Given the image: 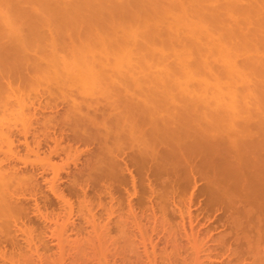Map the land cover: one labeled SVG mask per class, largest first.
Masks as SVG:
<instances>
[{"label": "rangeland", "instance_id": "rangeland-1", "mask_svg": "<svg viewBox=\"0 0 264 264\" xmlns=\"http://www.w3.org/2000/svg\"><path fill=\"white\" fill-rule=\"evenodd\" d=\"M87 1L0 0V165L15 181L11 199L19 208L10 223L0 218V264H264V76L256 73L264 67L251 64L250 75L246 64L243 79L223 72L216 49L208 58L209 47L233 50L247 43L244 35H256L264 1L235 0L263 10L245 23L240 7L229 11L234 0ZM178 19L171 40L169 24ZM238 27L243 38L233 30L229 40L227 30ZM191 35L202 39L201 54ZM235 54L242 67L254 51ZM215 77L235 90L237 110L215 97L209 105L199 100L201 108L192 104ZM229 92H220L226 102L235 94ZM125 99L149 109L138 104L131 113ZM120 113L144 121L134 135L150 126L166 129L170 140L153 139L148 151L130 128L121 140ZM185 139L192 143L183 146ZM167 148L173 152L162 154ZM255 187L263 190L257 198Z\"/></svg>", "mask_w": 264, "mask_h": 264}, {"label": "bare ground", "instance_id": "bare-ground-1", "mask_svg": "<svg viewBox=\"0 0 264 264\" xmlns=\"http://www.w3.org/2000/svg\"><path fill=\"white\" fill-rule=\"evenodd\" d=\"M93 1H94V0H93ZM93 1L89 0V1H87V2H88L87 4H89V3L91 4V2H93ZM103 1H104V0H103ZM238 1H239V0H238ZM263 1H264V0H263ZM47 2H48V1H47ZM232 2H233V1H232ZM260 2H261V1H260ZM100 3H102V2L100 1ZM233 3H234V4H233ZM233 3L230 4V5H232V6H230L231 9H230V10L228 9V10H229V11H232V12L235 11L237 8H238V10H239V7H240L241 5L238 7V2H235V0H234ZM262 3H264V2H261V4H262ZM90 4H89V5H90ZM92 4H93V3H92ZM251 4H252V3H251ZM252 5H253V4H252ZM254 5H255V6H250V5H249V7H248V5H246V6L248 7V9H245V8H246L245 5H244L243 7H240V9H241L240 12L242 11V14L244 15V13H243V11H244V12H245V16H243V17H245V20L247 19L246 21L243 20L241 23H243V22H244V23H245V22H248V18H249V21H250V20H251L250 18H253V17H254V15H255V14H254L255 8H259L260 6H262V9H263V7H264V4L259 5V7H258L256 4H254ZM233 6H236L237 8H236V7L234 8ZM256 6H257V7H256ZM249 8H250V9H249ZM251 8H253V9H251ZM232 9H233V10H232ZM234 9H235V10H234ZM259 9H260V10H259ZM259 9H258V10H259L260 13L263 12V10H262L261 8H259ZM245 10H246V11H245ZM249 10H250L251 12H252V10H253V12L250 13ZM261 10H262V11H261ZM247 11H248V13H247ZM247 14H248V15H247ZM249 14H251V15L253 14V16L251 17ZM256 14L259 15V13H256ZM261 14H263V15H259V17H258V16H256V17H258V20H257V21H260L259 24H260L261 27H260L259 24H258V27H257V28H258V29H259V28L261 29V30L259 29V31H261L262 35L260 36L261 33H260L259 31H257V32H256V35H255V30H254L253 33H252L253 35H252V34H251L252 36H251V35H250V36L247 35L248 37L244 35V32L242 33V34L244 35V38H243V37H242V38H243L244 40L247 39L246 42L249 43L250 45L247 44V43H246L247 45L244 44L245 41L241 40L240 43H239L241 46L239 47V45L237 44L238 46H237L236 48H234V49H236V50H234V49H233V50H230V49H228L227 47L225 48L223 45H221L220 47L215 46L216 48H214V47H213V48L209 47V54H210V55H208V58H209V56H213V55H214V53H213L214 50H213V49H216V50L218 51L217 53H219V55L221 56L220 58L223 60V62H226V64L224 63V65H225V66L223 67L224 69L222 68V69H223V72L226 70V72L231 73V74H232V73H237V74H240L241 76L243 75V76L241 77V78H243V77H245L244 74H247V71H248L249 73H250V71H251V73H252V70H251V69H253V67L258 66V64H259L261 67H264L263 64H262V62H263V60H262V58H263V57H262V54H261V56L259 57V54H260L259 51H261V49H262V48H260V47H263V46H264V41L262 42L263 39H262V40L260 39V38H264V36H263V35H264V32H263V31H264V29H263V28H264V13H261ZM246 16H247L248 18H247ZM260 16H261V17H260ZM203 17H204V16H203ZM214 17H215V16H214ZM259 18H260V20H259ZM243 19H244V18H243ZM177 21H178V22H177ZM177 21L175 20V22L173 21V23L171 22V23L169 24L170 29L168 28L169 31L167 30V31H168V32H167L168 35H169L170 32L172 33V31H178V29L181 28V27H179V26H181L183 22L179 21V19H178ZM257 23H258V22H257ZM179 24H180V25H179ZM177 25H178V26H177ZM200 26H201V25H200ZM200 26H199V27H200ZM184 27H185V26H184ZM239 27H241V26H239ZM239 27H238V28H239ZM196 28H197V27H196ZM238 28H236V29H231V30H230V29L227 30L228 34H227V32H226V36L229 37V40H230V38H233L234 35L237 36V35H236L237 33H238L239 37L241 36V32H242V31H240V28H239V29H238ZM241 28H242V27H241ZM184 29H185V28H184ZM195 30H196V29H193V30H192V32L194 31V35H195V33H196ZM201 30H202V29H201ZM233 30H235V31L237 30V33H236L235 31H233ZM241 30H242V29H241ZM181 31H182V30H181ZM196 31H197V32L200 31L199 28H198V30H196ZM238 31L240 32V34H239ZM171 33H170V35H169V36H170L169 39L172 38L171 35L175 38V37H176L175 34H171ZM200 33H202V32H200ZM178 34H179V33H178ZM180 34H181V33H180ZM192 34H193V33H192ZM254 35H255V36H254ZM257 35H259L260 38H258ZM177 36H178V35H177ZM191 36H193V35H191ZM198 36H199V34H198ZM198 36H197V38H198ZM253 36H254V37H253ZM256 36H257V38H255ZM201 37H202V36H201ZM246 37H247V38H246ZM195 38H196V36H195V37L193 36V39H192V41H190V43L192 42V43H194L195 46H198V43H199V41H200V43H199L200 45L196 48V47H194V45L191 46V45H192V43H191V45L189 44V45H190V46H189V49H190V48H193V49L196 48L195 50L198 51V48H199L198 53H200V49H201V51L203 50V52H204L203 45H202L203 43H202V41H201L202 39H201V38H198V39L196 38V39H195ZM240 38H241V37H240ZM242 38H241V39H242ZM248 38H249V40H251V39L254 38V40L256 41V43H255V42H252L253 40H252L251 43H250V41H248ZM194 39H195V40H194ZM199 39H200V40H199ZM256 39H257V40H256ZM258 39H259V40H258ZM171 40H173V38H172ZM195 41H196V42H195ZM242 41H243V42H242ZM259 41L262 42V43H259L260 45L262 44L261 46L258 44ZM241 42L243 43V45H244L245 47H247V49H246V48H245V49L242 48V47H244V46L242 45ZM251 44H252V45L254 44V45L251 46ZM255 44H256V46H255ZM257 44H258V45H257ZM248 45H249L250 47H253V48H250V47L248 48ZM258 46H259V47H258ZM201 47H202V48H201ZM238 48L241 49V50H239ZM258 48H260L259 51L256 50V49H258ZM189 49H187L186 53H188V52L191 53V51H188ZM193 49H192V50H193ZM218 49H219V50H218ZM248 49H249V50H248ZM207 50H208V49H207ZM207 50L205 49L206 54H207ZM210 50L213 51V52H211ZM238 50H239V51H238ZM242 50H246V51H248V52H250L251 50H253V51H254V54H255L256 51H257L258 53L255 54V57L258 58L259 61L254 57V54H252V56H251V54H250V55L247 56V57L249 58V57L251 56V57H250L251 60H250V59H247V57H246V58H245L246 61H245L243 64L240 65V66H242V67H238L239 64L236 65L237 63H235V62H237V61L233 60V57L235 58L236 56H238L239 54L236 55L235 53H236V52L239 53V52L242 51ZM197 51H195V52H197ZM203 52H202V54H205V53H203ZM234 52H235V53H234ZM261 52H262V53L264 52L263 49H262ZM233 53H234L235 55H234ZM200 54H201V53H200ZM206 54H205V55H206ZM211 54H212V55H211ZM233 55H234V56H233ZM257 55H258V56H257ZM261 57H262V58H261ZM208 58H207V59H208ZM259 58H261V59H259ZM221 59H220V60H221ZM215 60H216V59H215ZM256 60H257V62H255ZM261 60H262V61H261ZM205 61H207V62L205 63ZM205 61H204V63H205L204 66H206V65L208 64L209 67H210V66H211V64H210L211 62L208 63V61H210V59L205 60ZM213 61H214V59L212 60V62H213ZM249 61H251V62H249ZM252 62H254L255 64H253ZM258 62H259V63H258ZM99 63L102 64L101 61L98 62V64H99ZM103 63H104V62H103ZM214 63H215V62H214ZM248 63H249V66H248ZM256 63H257V65H256ZM246 64H247V65H246ZM251 64H252V65H256V66H252ZM103 65H104V64H103ZM208 65H207V66H208ZM245 65L248 66V67H247V71H246V69H245V68H246ZM250 65H251L252 68L250 67ZM244 66H245V68H243ZM99 67H100V66H99ZM102 67H103V66H102ZM249 67H250V68H249ZM261 67H260V69H261ZM210 68H212V66H211ZM99 69H101V67H100ZM99 69H98V70H99ZM249 69H250V70H249ZM94 70L97 71L96 68H95ZM102 70L104 71V69H102ZM220 70H221V69H220ZM220 70H219V71H220ZM100 71H101V70H99V72H95V73L100 75V74H101ZM221 72H222V71H221ZM260 72H261V70L258 71V72L256 71L257 74H259V75H261V76H264V71H263V73H260ZM95 73H94V74H95ZM251 73H250V75H252ZM257 74H256V75H257ZM99 75H96V76L100 77ZM96 76H95V78H96ZM217 78H218V77H217ZM217 78L215 77L216 80H215V81L213 80V82H210V80H208V81L205 80V81H204L205 84L200 85V87H206L205 89L203 88L206 92H205L203 89H201L202 94L205 93L204 95L201 94V96L204 97V98H199L198 100H193V99H196V98H189V99L192 100V104H193V101H194V104H195V101H196V103H198L199 100L201 101V100L204 99V102H203V103H207L208 105H209L211 102L214 103L215 101H217V102L219 101L218 104H219L220 106H222V105L224 104V105H223L224 109H225V105H226V103H228V105H231V104H232V105L234 106L233 108H234L235 110H237V109H236V108H237V105L239 106V105H241V103H240V104H237V103H236L237 100H238V98H237V96H236V92H235V90H232V89L229 88V90H230L231 92H232V91H233V92L231 93V92H229V90L227 91V89H225L226 87H223V85H222L223 82H222V81L219 82L218 79H220V78H218V79H217ZM243 79H244V78H243ZM245 79H248L247 75H246V78H245ZM221 82H222V83H221ZM201 83H203V81H202ZM208 83L211 84V85H213V86L209 85ZM212 83H213V84H212ZM204 85H205V86H204ZM208 85H209V86H208ZM221 85H222V89H224V90H226V91H224V90L221 91V89H219V88L221 87ZM259 85H262V84H259ZM105 86H106V85H105ZM207 86H208V87H207ZM210 86H211V88H210ZM106 87H107V86H106ZM215 87H216V88H215ZM217 87H218V88H217ZM229 87H230V86H229ZM208 88H210L212 91H213V90L216 91V92L214 91V95H213V96H209V95H208V92H209V91H208V90H209ZM206 89H207V90H206ZM217 89H218V91H217ZM211 90H210V91H211ZM217 92H219V93L222 92V93H224V95H225L227 92H229L231 95H232L234 92H235V94H233V96H230L229 93H228V95L230 96V98H229V102H228V101L226 102V101L223 99L224 95H223L222 93H220V94L218 95ZM215 94L217 95V97L219 96L218 99H217V97H216ZM206 95H208V98H207ZM220 95H221V96H220ZM242 95H243V97H242V96H240V97H242V98L244 99V97H246V94L243 93ZM244 95H245V96H244ZM247 95H248V94H247ZM222 96H223V97H222ZM209 97H215V98H212V99H215V101H214V100L211 101V99H209ZM232 97H233V98H232ZM126 98H127V97H126ZM205 98H206V99H205ZM221 98H222V99H221ZM224 98H225V97H224ZM242 98H240V100H239L240 102L242 101ZM128 99L130 100V97H128ZM132 99H133V97L131 98V100H132ZM189 99H184V100H185V101H186V100L190 101ZM216 99H217V100H216ZM231 99H232V100H231ZM134 100H135V99H134ZM132 101H133V100H132ZM132 101H130L131 103H130V102L128 103V101H126V99L124 100V102H127L126 104H130V105H129V106H130V107H129V110H128V109H127V110H128L129 112H131V111L136 112V111H137V108L139 107L138 104L140 105V104L142 103V101L140 100L141 103H139V100L137 101V99H136V100L134 101V103L137 102V105H136V106H134L135 104H134ZM188 101L185 102V103L182 102V104H183V103H184V104L187 103V104L190 105V104H191V101H190V103H189ZM200 101H199V102H200ZM208 101H211V102L208 103ZM223 101H224L225 103H224ZM230 101H231V103H230ZM232 101H233V102H232ZM246 101H247V97H246V99H244V101H242V102L246 104V103H248V102H246ZM119 102H120V101H119ZM121 102H123V100H122ZM201 102H202V101H201ZM217 102H216V103H217ZM112 103H113V102H111V104H112ZM132 103H133V105H131ZM145 103H146V102H145ZM145 103L142 104V105H144V106H142V105H140V106H142V107H147V108H148V105L146 106L147 103H146V104H145ZM203 103H201V105H202ZM216 103H215V104H216ZM229 103H230V104H229ZM235 103H236V105H235ZM126 104H124V106H125ZM194 104H193V105H194ZM207 104H206V105H207ZM211 104H212V103H211ZM221 104H222V105H221ZM189 105H187V107H189ZM193 105H191V106H193ZM195 105H196V106L198 105V107L201 108V105L199 106V103H198V104H195ZM216 105H217V104H216ZM216 105H215V106H216ZM228 105H226V106H228ZM124 106H123V107H124ZM133 106L136 107V108H134ZM137 106H138V107H137ZM184 106H185V105H184ZM204 106H205V105H204ZM220 106L217 105L216 107H220ZM235 106H236V108H235ZM246 106H247V105H246ZM246 106H245V107H246ZM126 107H128V106H126ZM194 107H195V106H194ZM198 107H197V108H198ZM207 107H208V106H207ZM133 108H134L135 110H133ZM183 108H184V107H183ZM197 108H196V110L194 109L195 112L198 110ZM204 108H205V107H204ZM226 108L228 109V107H226ZM131 109H132V110H131ZM145 109H146V108H145ZM145 109H143V110H145ZM148 109H149V108H148ZM217 109H218V108H217ZM227 109H225V110H227ZM244 109H246V108H244ZM123 110H124V111H127L125 108H123ZM178 110H180V108H179ZM185 110L187 111V108H185ZM185 110H184V111H185ZM188 110H189L188 112H190L191 107H189ZM194 110H193V111H194ZM199 110H201V109H199ZM202 110H203V108H202ZM204 110H205V109H204ZM128 111H127V112H128ZM149 111H150V110H149ZM184 111H181V113H182V112L184 113L183 116H181V117H183V118H184V115L186 114V111H185V112H184ZM210 111H211V109H210ZM120 112H121V111H120ZM122 112H123V111H122ZM137 112H138V111H137ZM176 112L178 113L179 111H176ZM176 112H175V113H176ZM191 112H192V111H191ZM198 112H199V113H198ZM198 112H197V114H200V111H198ZM235 112H237V111H235ZM241 112H242V111H241ZM123 113H124V112H123ZM131 113H132V112H131ZM144 113H145V112H144ZM144 113H142V112L140 111V114H141V115L139 114V116L142 117ZM202 113L204 114V113H206V112L203 111ZM207 113H208V111H207ZM215 113H216V112H215ZM124 114H126V112H125ZM150 114H151V113H150ZM188 114H190V113H188ZM191 114H192V113H191ZM203 114H202V115H203ZM210 114H212V111L210 112ZM120 115H121V113H120ZM128 115H129V114H128ZM128 115H126L127 117H125L124 115H123V116L121 115V117H123V119L121 120V121H122L121 124L118 123V121H120V119H119L118 121L116 120L117 122L115 121L116 124L118 123V125L120 124V125L124 128V129L122 130L121 135L124 133L123 131H125L126 128H130V130H132V131H131V135L129 134V136H132V137H133V139H132L133 142H134V141L136 142V141L138 140L137 142H139V145H140V144L143 145V143H144V144L146 145V146H145V149L148 148V151H149V147H148V146H149V145H152L151 142H152V143H155V142H153V141H155V140H153V139H157V141H159V142H160V141H164V139H166V141L168 142V139H169L168 137H169V136H168V135L166 136V134H165V130H166V129H165V126H164V129H165L164 131H159L160 134L157 132L158 135H157V133H156L155 131H153V130L150 128V126H148V128H149L150 130L146 128V131H148V132L145 131V132L141 133L140 136H138V135H137V136L134 135V132H133V131L135 130V127L140 126L144 121H143L141 124H140V122H141L142 120H144L145 117H142L141 121H139L138 119H140L141 117L137 116V117H139V118L136 119L135 117H133L134 114H131L130 117L136 119V120H137V121H136V120L130 119ZM152 115H153V114H152ZM186 115H187V114H186ZM193 115H195V114H193ZM204 115H205V114H204ZM215 115H216V114H215ZM231 115H233V114H231ZM144 116H145V115H144ZM190 116H191V115H189V116H187V117H190ZM196 116H197V115H196ZM206 116H207V118H208V115H206ZM240 116H241V113H240ZM151 117H152V116H151ZM151 117H150V118H151ZM153 117H154V116H153ZM231 117H232V116H231ZM118 118H120V117L118 116ZM159 118H160V117H159ZM198 118H199V117H198ZM172 119H174V118H172ZM186 119H189V118H186ZM201 119L204 120V117L202 116ZM201 119H200V124H201ZM170 120H171V118H170ZM178 120H179V119H178ZM192 120H193V117H192ZM203 120H202V121H203ZM149 121H151V119H150ZM153 121L156 122V119L153 120ZM153 121H152V122H153ZM159 121H160V119H159ZM175 121H177V120H175ZM215 121H216V120H215ZM242 121H243V120H242ZM155 122H153V125H151V126H156V127H157V125H156L157 122H156V124H155ZM177 122H178V121H177ZM186 122H187V120H185V123H186ZM189 122L192 123L191 119H189L188 123H189ZM213 122H214V121H213ZM163 123H164V122H163ZM170 123H171V122H170ZM174 123H175V122H174ZM178 123H182V121L180 120V122H178ZM214 123H215V122H214ZM237 123H238V121H237ZM147 124H148V123H147ZM160 124H162V122H161ZM160 124L158 123V129L162 128V127L159 128ZM175 124H176V123H175ZM175 124H173V125L176 126L177 124H176V125H175ZM235 124H236V123H235ZM235 124H234V125H235ZM9 125H11V124H9ZM9 125H8V126H9ZM113 125H115L114 122H113ZM120 125L117 127V129H121V126H120ZM148 125H149V124H148ZM162 125H163V124H162ZM180 125H181V124H179V127H178L179 129L182 128V127H180ZM213 125H214V124H213ZM237 125H238V124H237ZM245 125H246V124H245ZM8 126H7V127H8ZM177 126H178V125H177ZM181 126H182V125H181ZM249 126H250V125H249ZM133 127H134V128H133ZM142 127H143V126H142ZM156 127H152V128H156ZM171 127H172V124H171ZM171 127H170V128H171ZM212 127L214 128V126H212ZM242 127H244V126H242ZM245 127H246V126H245ZM245 127H244V128H245ZM2 128H3V127H2ZM132 128H133V129H132ZM170 128H169V129H170ZM207 128H208V127H206V129H207ZM237 128H238V127H237ZM237 128L235 127L234 129H237ZM244 128H242V130H243ZM246 128H247V127H246ZM0 129H1V127H0ZM6 129H7V128H6ZM195 129H196V128H195ZM197 129H198V128H197ZM208 129H209V128H208ZM208 129H207V130H208ZM240 129H241V127H240ZM154 130H155V129H154ZM162 130H163V129H162ZM174 130H175V129H172V128H171V132H172V131L174 132ZM182 130H183V129H182ZM201 130H202V129H201ZM237 130H238V129H237ZM248 130H249V129H248ZM6 131H7V130H6ZM126 131H128V130H126ZM176 131H177V130H176ZM199 131H200V130H199ZM235 131H236V130H235ZM235 131H234V133H235ZM8 132H10V131H8ZM108 132H109V131H108ZM114 132H116L117 135L119 134V132H117V131H114ZM132 132H133V134H132ZM136 132H137V131H136ZM162 132H164L163 134H164V136H166L167 138H166V137H163V134L161 135ZM10 133H11V132H10ZM106 133H107V132H106ZM116 133H115V134H116ZM127 133H128V132H127ZM127 133L125 132V134H123V136H122L123 139H121V140H124V138H126ZM153 133H155V134L153 135ZM183 133H185V132H183ZM232 133H233V132H232ZM232 133H231V135H232ZM1 134H3V133L1 132ZM109 134H111V132H109ZM235 134H236V133H235ZM3 135H4V134H3ZM105 135H106V134H105ZM119 135H120V134H119ZM159 135H161V136H159ZM170 135H172V136H170V138L174 136L173 133L170 134ZM108 136H109V135H107V136H105V137L108 138ZM111 136H112V135H111ZM113 136H114V135H113ZM129 136L127 137V139L130 138ZM134 136H135V137H134ZM153 136H154V137H153ZM233 136H234V135H232V137H233ZM122 137L120 136V138H122ZM158 137H160L161 139H158ZM162 137H163V140H162ZM186 137H187V136H186V134H185V138H186ZM230 137H231V136H230ZM234 137H236V135H235ZM115 138H116V137H115ZM174 138H176V136H174ZM181 138H184V136H181ZM181 138H180V140H181V142H182V139H181ZM236 138H239V137H236ZM236 138H235V140H236ZM136 139H137V140H136ZM172 139H173V138H171V140H172ZM176 139H177V138H176ZM176 139H175V140H176ZM187 139H188V138H187ZM187 139L184 140V143H183V144H182L181 142H180V143H181L183 146H185V145H186L185 143H187V142H185V141H186ZM230 139H231V138H230ZM111 140H112V139H111ZM129 140H130V139H129ZM152 140H153V141H152ZM169 140H170V139H169ZM175 140H174V141H175ZM178 140H179V138H178ZM202 140H203V139H202ZM206 140H207V139H206ZM238 140H239V139H238ZM244 140H245V139H244ZM150 141H151V142H150ZM187 141H188V140H187ZM247 141H248V140H247ZM167 142H166V143H167ZM170 142H171V141H170ZM170 142H169V143H170ZM177 142H178V141H177ZM188 142H190V141H188ZM201 142H204V141H201ZM201 142H200V143H201ZM232 142H233V141H232ZM234 142H235V141H234ZM121 143H122V142H121ZM164 143H165V142H164ZM169 143H168V144H169ZM173 143H174V142H173ZM180 143H178V145H179ZM191 143H192V142H190V144H191ZM207 143H208V142H207ZM253 143H254V142H253ZM116 144H117V143H116ZM155 144H156V143H155ZM168 144H167V145H168ZM170 144H171V143H170ZM170 144H169V146H171ZM174 144H175V143H174ZM187 144H188V143H187ZM190 144H188V145H190ZM128 145H129V144H128ZM133 145H134V144H133ZM136 145H138V144H136ZM157 145H159V144H157ZM157 145H156V147H157ZM112 146H113V145H112ZM114 146H115V145H114ZM143 146H144V145H143ZM233 146H234V144H233ZM133 147H134V146H133ZM136 147H138V146H136ZM151 147H152V146H151ZM172 147H173V149H175L174 146H171V148H172ZM179 147H180V145H179ZM112 148H113V147H112ZM134 148H135V147H134ZM139 148H140V147H138L137 149H139ZM160 148H161V147H160ZM169 148H170V147H169ZM169 148H167V150L164 151L165 153H162V154L169 155V154H170V151L172 150V149L170 150ZM186 148H187V147H186ZM188 148H189V147H188ZM188 148H187V149H188ZM140 149H141V148H140ZM155 149H156V148H155ZM181 149H182V148H181ZM159 150H160V149H159ZM189 150H190V149H189ZM142 151H143V149H142ZM150 151H151V149H150ZM161 151H162V150H161ZM175 151H176V150H175ZM175 151H174V152H175ZM144 152H145V151H144ZM151 152H152V151H151ZM153 152H154V150H153ZM157 152H158V151H157ZM171 152H173V151H171ZM141 153H143V152H141ZM145 153H147V152H145ZM145 153H144V154H145ZM158 153H159V152H158ZM160 153H161V152H160ZM167 153H169V154H167ZM150 154H151V153H150ZM141 155H142V154H141ZM145 155H149V154L147 153V154H145ZM145 155H144V157H145ZM162 156H163V155H162ZM147 157H148V156H146L145 159H147ZM164 157H165V155H164ZM0 158H1V157H0ZM153 158H154V157H153ZM160 158H162V157L160 156ZM160 158H159V159H160ZM172 158H173V157H172ZM145 159H144V160H145ZM161 160H162V159H160L159 161H161ZM174 160H175V159H174ZM171 161H172V160H171ZM0 162H1V161H0ZM162 162H163V160H162ZM165 162H166V161H165ZM168 162H170V161H168ZM170 163H171V162H170ZM170 163H169V164H170ZM173 163H174V162H173ZM173 163H172V164H173ZM0 164H1V163H0ZM166 164H167V162H166ZM174 164H175V163H174ZM3 165H4V164H3ZM167 165H168V164H167ZM167 165H166V166H167ZM170 165H171V164H170ZM6 169H7V167H6ZM8 170H9V169H8ZM10 171H11V170H10ZM10 173H11V172H10ZM10 173L5 172L4 167H3L2 165H0V218L5 219V220L3 221V222L5 223V225H6V223H7V224L10 223V222H7V220H8L10 217H12V219H13V217H16V216H15V213H16L17 211H19L18 206H17V205L14 203V201L11 199V198L13 197V194L16 193V195H17V192H16V191H18V190L15 189V181L13 180V177L11 176ZM236 173H237V172H236ZM17 178H18V177H17ZM252 178H254V177H252ZM252 178H251V179H252ZM238 179H239V178H238ZM15 180H16V179H15ZM239 180H240V179H239ZM245 180H248V179H245ZM249 180H250V179H249ZM252 180H253V179H252ZM254 180H255L256 182L259 181L258 179H255V178H254ZM260 180H261V182H262V181L264 182V179H260ZM16 181H17V180H16ZM217 181H218V180H217ZM218 182H219V181H218ZM252 182H253V181H252ZM252 182H251V183H252ZM256 182H253V183L256 184ZM259 182H260V181H259ZM213 183H214V182H213ZM239 183H240V182H239ZM246 184H248L247 186L251 187L250 184H249V182H247ZM246 184H245V185H246ZM260 184H262V183H260ZM260 184H258V182H257L256 186H257V185L260 186ZM263 184H264V183H263ZM263 184H262V185H263ZM241 185H242V184H241ZM245 185H244V188L246 189V186H245ZM251 185H252V184H251ZM262 185H261V186H262ZM57 187H58V186H57ZM241 187H242V186H241ZM252 187H254V186H252ZM255 188H256V187H255ZM257 188H258V187H257ZM257 188H256V190H255L254 188H252V189H254L253 191H254L255 193L252 191V189H249V188H248L249 191L251 190L250 192H253L254 195L256 194V195H255L256 197H253V198H257V195L260 194V196H261V195L263 194V192H261V191L264 190V189H263L264 187H262L263 190H260V188H259V189H257ZM54 189H56V186H55V185H53L52 190L56 193L57 190L55 191ZM248 189H247V190H248ZM15 190H16V191H15ZM224 190H225V189H224ZM226 190H227V189H226ZM258 190H260V191H258ZM249 191H248V192H249ZM256 191H258V194L256 193ZM19 192H20V191H19ZM245 192H247V191L245 190ZM259 192H260V193H259ZM253 193H252L251 195H253ZM56 194H58V193H56ZM244 195H246V193H244ZM249 195H250V194H249ZM251 195H250V197H251ZM20 196H21V195H20ZM224 196H225V195H224ZM15 197H16V196H15ZM246 197H247V195H246ZM263 197H264V196H263ZM20 198H21V197H20ZM20 198H18V199H20ZM248 198H249V197H248ZM258 198H259V197H258ZM247 200H248V199H247ZM249 200H252V199H249ZM259 201H260V200H259ZM259 201H257V202H259ZM15 202H16V201H15ZM16 203H17V202H16ZM18 203H19V202H18ZM248 203H249V201H248ZM250 205H251V204H250ZM246 208H248V206H247ZM250 208H251V206H250ZM249 211H250V210H249ZM247 212H248V211H247ZM250 212H251V211H250ZM259 213H260V212H259ZM16 214H17V213H16ZM253 217H254V216H253ZM261 217H262V216H261ZM263 217H264V216H263ZM255 218H256V217H255ZM16 220H17V219H16ZM12 221H13V220H12ZM17 221H18V220H17ZM0 222H2V221H0ZM260 223H261V222H260ZM0 225H1V224H0ZM262 225H263V224H262ZM7 227H8V226H7ZM7 227H6V229H7ZM3 228H5V227H3ZM3 230H5V229H3ZM3 230H2V231H3ZM2 231H1V232H2ZM3 232H6V231H3ZM3 232H2V233H3ZM3 234H4V233H3Z\"/></svg>", "mask_w": 264, "mask_h": 264}]
</instances>
